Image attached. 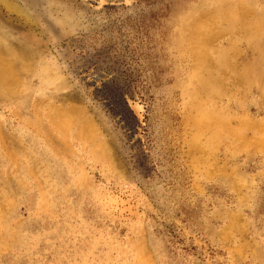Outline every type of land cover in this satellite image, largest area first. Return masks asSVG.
I'll use <instances>...</instances> for the list:
<instances>
[{
    "label": "rangeland",
    "instance_id": "obj_1",
    "mask_svg": "<svg viewBox=\"0 0 264 264\" xmlns=\"http://www.w3.org/2000/svg\"><path fill=\"white\" fill-rule=\"evenodd\" d=\"M0 264H264V0H0Z\"/></svg>",
    "mask_w": 264,
    "mask_h": 264
}]
</instances>
